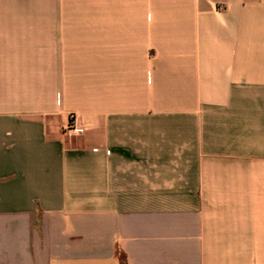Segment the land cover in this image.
I'll use <instances>...</instances> for the list:
<instances>
[{
  "label": "crops",
  "instance_id": "obj_1",
  "mask_svg": "<svg viewBox=\"0 0 264 264\" xmlns=\"http://www.w3.org/2000/svg\"><path fill=\"white\" fill-rule=\"evenodd\" d=\"M0 264H264V0H0Z\"/></svg>",
  "mask_w": 264,
  "mask_h": 264
},
{
  "label": "built area",
  "instance_id": "obj_2",
  "mask_svg": "<svg viewBox=\"0 0 264 264\" xmlns=\"http://www.w3.org/2000/svg\"><path fill=\"white\" fill-rule=\"evenodd\" d=\"M76 117L71 114L70 115V119H69V122L67 124V126L65 127L64 131L66 134H70V135H79V134H82L83 132V129L82 128H79L77 126V123H76Z\"/></svg>",
  "mask_w": 264,
  "mask_h": 264
}]
</instances>
